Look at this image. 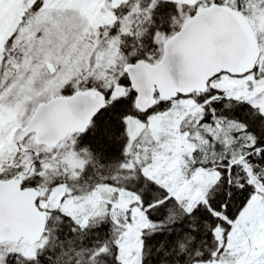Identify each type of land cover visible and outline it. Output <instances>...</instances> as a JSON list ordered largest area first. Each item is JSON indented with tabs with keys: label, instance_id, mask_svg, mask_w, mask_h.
Here are the masks:
<instances>
[{
	"label": "snow or ice",
	"instance_id": "snow-or-ice-1",
	"mask_svg": "<svg viewBox=\"0 0 264 264\" xmlns=\"http://www.w3.org/2000/svg\"><path fill=\"white\" fill-rule=\"evenodd\" d=\"M0 264H264V0H0Z\"/></svg>",
	"mask_w": 264,
	"mask_h": 264
}]
</instances>
